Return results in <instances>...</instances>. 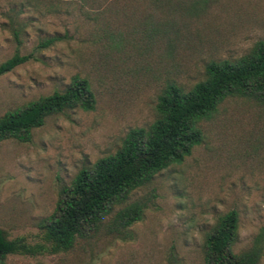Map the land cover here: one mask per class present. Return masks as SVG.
Instances as JSON below:
<instances>
[{"label": "rangeland", "instance_id": "1", "mask_svg": "<svg viewBox=\"0 0 264 264\" xmlns=\"http://www.w3.org/2000/svg\"><path fill=\"white\" fill-rule=\"evenodd\" d=\"M148 9L143 0H0V64L26 58L0 75V116L75 76L96 100L91 111L48 118L27 143H0V229L9 239L41 244L37 222L53 212L59 189L113 154L130 129L150 125L166 83L189 89L208 61L264 41V0H220L197 17L158 9L151 20ZM201 128L182 162L130 195L126 204L143 212L124 235L102 234L68 253L10 255L6 264H203L205 233L231 210L235 251L249 248L264 237V109L232 98Z\"/></svg>", "mask_w": 264, "mask_h": 264}, {"label": "trees", "instance_id": "2", "mask_svg": "<svg viewBox=\"0 0 264 264\" xmlns=\"http://www.w3.org/2000/svg\"><path fill=\"white\" fill-rule=\"evenodd\" d=\"M146 16L154 11L175 9L197 17L220 0H143ZM148 37L158 29L152 27ZM56 38L44 44L50 45ZM14 55L0 64V75L24 63ZM232 98L251 101L264 109V41L255 42L236 58L210 60L203 78L189 89L176 82L165 84L157 97L155 119L147 127L130 129L119 148L93 164L82 167L69 185L62 186L53 212L37 222L40 244L24 237L9 239L0 229V264L10 255L37 256L75 250L102 234L124 235L142 217V205L126 204L130 195L148 184L155 175L179 164L203 140L201 125ZM95 96L89 81L75 76L62 90L40 97L0 116V143L14 140L27 143L33 130L45 120L79 109L91 111ZM121 206V207H120ZM120 207V208H118ZM118 208V209H116ZM239 216L231 210L219 215L205 233L201 246L203 264H259L264 243L259 234L252 245L235 251Z\"/></svg>", "mask_w": 264, "mask_h": 264}]
</instances>
